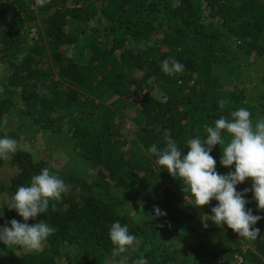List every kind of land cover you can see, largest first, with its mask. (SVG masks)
Instances as JSON below:
<instances>
[{
    "label": "trees",
    "instance_id": "16d2710c",
    "mask_svg": "<svg viewBox=\"0 0 264 264\" xmlns=\"http://www.w3.org/2000/svg\"><path fill=\"white\" fill-rule=\"evenodd\" d=\"M173 59L184 69L170 76L161 65ZM263 63L264 0H0V136L18 142L0 159V226L23 222L7 206L43 168L67 186L28 221L55 229L41 250L0 243V264H264V219L256 239L215 225L218 202L193 206L149 151L171 137L186 152L241 107L264 120V83L252 79ZM45 134L51 146L26 147ZM223 146L211 154L227 173ZM115 222L136 236L134 251L114 254Z\"/></svg>",
    "mask_w": 264,
    "mask_h": 264
},
{
    "label": "clouds",
    "instance_id": "9594fccd",
    "mask_svg": "<svg viewBox=\"0 0 264 264\" xmlns=\"http://www.w3.org/2000/svg\"><path fill=\"white\" fill-rule=\"evenodd\" d=\"M37 2L43 6L47 0ZM161 69L171 76L181 73L184 65L175 59L171 63L165 60ZM224 131L230 136L227 144L222 135ZM206 133L204 139L195 137L188 140L186 152L171 137L167 138L163 149L153 144L149 151L156 154L157 165L183 181L194 197L193 206L208 205L213 199L218 202L212 206L210 214V220L215 225H227L240 237L256 239L260 229L254 226L264 216L253 214V209L246 205L249 203L247 193L251 192L257 208L264 210V120L254 125L250 111L241 107L231 113L230 119L224 116L216 119L214 126L206 128ZM217 144L224 145L219 163L230 169L227 173L217 171V160L211 154ZM17 149V140L0 136V159H7ZM248 178H252L251 188L238 190L237 185ZM66 187L64 180L47 167L34 175L29 185L19 186L7 207L14 209L23 222L12 219L0 226V243L7 247L18 245L32 251L41 250L44 241L55 229L44 220L32 224L28 221L46 213L50 201L61 199ZM155 214L161 216L167 215V212L157 206ZM109 238L115 246V255L134 251L139 246L128 226L119 222L111 225ZM135 264H148V261L140 256Z\"/></svg>",
    "mask_w": 264,
    "mask_h": 264
},
{
    "label": "rangeland",
    "instance_id": "374dc122",
    "mask_svg": "<svg viewBox=\"0 0 264 264\" xmlns=\"http://www.w3.org/2000/svg\"><path fill=\"white\" fill-rule=\"evenodd\" d=\"M259 66H260V64L258 65V69H259ZM260 70V73H259V75H257V76H260V77H255V78H252V79H254L253 81H257L258 80V78H260L261 79V81L264 83V63H263V65H262V67H261V69H259ZM1 72V71H0ZM261 82V83H262ZM15 114H13L12 116H14ZM44 137V140L43 141H37L36 142V140H35V142H32L31 140H30V142H27V144H26V147L27 148H30V149H32L33 151H34V153H37L38 152V150H39V145L38 144H41L42 146H51V143H50V136H46V134L43 136ZM38 143V144H37ZM35 149V150H34ZM69 169H72V166H70L69 167Z\"/></svg>",
    "mask_w": 264,
    "mask_h": 264
}]
</instances>
